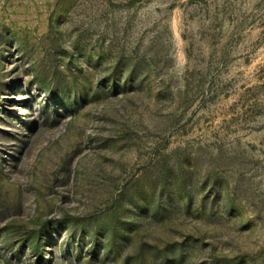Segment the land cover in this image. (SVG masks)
I'll return each instance as SVG.
<instances>
[{
  "label": "rangeland",
  "instance_id": "1",
  "mask_svg": "<svg viewBox=\"0 0 264 264\" xmlns=\"http://www.w3.org/2000/svg\"><path fill=\"white\" fill-rule=\"evenodd\" d=\"M0 264H264V0H0Z\"/></svg>",
  "mask_w": 264,
  "mask_h": 264
}]
</instances>
